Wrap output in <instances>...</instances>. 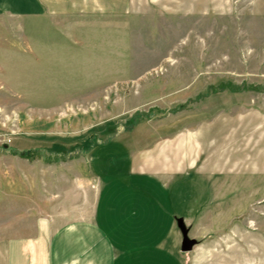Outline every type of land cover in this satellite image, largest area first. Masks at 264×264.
I'll return each instance as SVG.
<instances>
[{"label":"rangeland","instance_id":"374dc122","mask_svg":"<svg viewBox=\"0 0 264 264\" xmlns=\"http://www.w3.org/2000/svg\"><path fill=\"white\" fill-rule=\"evenodd\" d=\"M108 3L0 14V240L120 188L184 264H264V0Z\"/></svg>","mask_w":264,"mask_h":264},{"label":"crops","instance_id":"0c3cea01","mask_svg":"<svg viewBox=\"0 0 264 264\" xmlns=\"http://www.w3.org/2000/svg\"><path fill=\"white\" fill-rule=\"evenodd\" d=\"M0 0V14L29 17L92 15L94 9L108 12L109 0ZM198 137L194 139L198 143ZM181 141V140H180ZM193 141H191L192 143ZM182 151L190 145L179 142ZM178 150V156H180ZM105 189V188H104ZM93 209L92 197L73 215L60 210L33 220L32 228L0 240V264H184L182 252L167 247V236L152 226L173 225L160 208L159 216L141 217L140 204L119 201L122 192L105 190ZM123 191V190H122ZM120 194V195H121ZM146 209L157 207L146 204ZM145 208V207H144ZM147 225L149 229L141 226ZM158 232V233H157Z\"/></svg>","mask_w":264,"mask_h":264},{"label":"water","instance_id":"95a60500","mask_svg":"<svg viewBox=\"0 0 264 264\" xmlns=\"http://www.w3.org/2000/svg\"><path fill=\"white\" fill-rule=\"evenodd\" d=\"M178 226L180 228L182 235L181 246H180L181 251L183 252L189 251L191 250L192 246L195 244L196 241L194 238L188 237L187 230L181 220H178Z\"/></svg>","mask_w":264,"mask_h":264}]
</instances>
